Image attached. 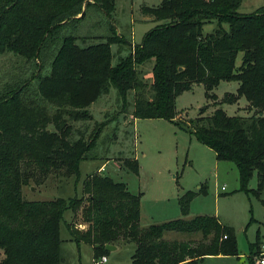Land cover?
Wrapping results in <instances>:
<instances>
[{
    "label": "trees",
    "instance_id": "16d2710c",
    "mask_svg": "<svg viewBox=\"0 0 264 264\" xmlns=\"http://www.w3.org/2000/svg\"><path fill=\"white\" fill-rule=\"evenodd\" d=\"M241 1L143 5L141 13L157 24L132 45L116 31L115 0H0V54L11 53L25 64L12 66L0 89V264H60L62 224L69 240L90 246L94 259L105 255L106 244L119 241L135 244L131 264H196L211 255H239L234 228L215 216L181 217L141 228L140 193L105 174L86 175L81 194L70 197L27 200L22 187L51 172L78 177L79 164L91 157L100 129L88 139L74 138L72 122L90 120L89 105L111 86L123 103L133 92L134 118L173 122L177 96L203 84L214 110L205 115V105L197 116L176 125L189 130L216 159L233 162L239 189L259 195L264 189V5L244 14L237 11ZM89 9L96 22L89 21ZM212 21L217 27L203 35V25ZM85 40L92 41L85 46L77 42ZM113 43L118 53L127 51L116 64ZM150 59L148 84L138 67ZM31 67L32 81L23 76ZM220 81H236L238 87L217 101L209 92ZM240 97L251 114L227 115L217 107ZM124 166L139 172L135 159H125ZM254 175L256 187L250 188ZM202 192L200 187L179 197L183 215ZM167 231L200 233L202 240L164 239ZM259 244L260 239L252 255Z\"/></svg>",
    "mask_w": 264,
    "mask_h": 264
},
{
    "label": "rangeland",
    "instance_id": "374dc122",
    "mask_svg": "<svg viewBox=\"0 0 264 264\" xmlns=\"http://www.w3.org/2000/svg\"><path fill=\"white\" fill-rule=\"evenodd\" d=\"M160 1L115 0L112 16L117 33L132 45L140 43L144 34L157 24L141 13V7L156 6ZM263 5L264 0H242L237 11L246 14ZM94 14L88 10L89 21L96 22ZM216 27V21L207 22L203 25L202 34L210 33ZM224 27L227 28V25L224 24ZM91 41L77 42L85 46ZM111 53L112 64H116L118 57L126 55L127 51L118 53V45L113 43ZM241 57L242 52H239L236 57L237 66ZM153 63L154 60L150 59L138 67L141 77L148 84L152 82ZM12 66L20 68L25 64L23 60L17 62L11 53L0 54V89L8 80ZM31 71L32 67L26 70L23 74L25 79L31 78ZM15 74L18 76L19 70ZM237 87L236 81H220L209 93L220 101L225 93H235ZM133 95L129 91L123 103L113 86L107 93L99 95L88 107L92 118L72 122L74 138L82 135L88 139L93 131L100 129L91 157L79 164L78 177H63L51 172L41 182L31 179L22 187L24 198L49 200L59 196L80 195L81 182L86 175L92 172L105 174L117 182L125 183L131 193H140L141 228L181 217L190 219L196 215L215 216L221 224L234 228L239 255H211L196 264H255L253 244L264 237V189L259 195L240 190L234 163L216 159L209 147L200 143L189 130L176 125L197 116L199 108L205 105V115L214 110L212 98L207 96L203 84H194L190 90L177 96V114L173 122L161 118H134ZM246 103L245 98L240 97L234 103H218L217 107L224 109L227 115H249L251 111L247 110ZM125 159L137 161V174L124 166ZM34 173L38 175L39 170ZM222 186H225V190H221ZM200 187L205 192L192 199L188 213L183 215L179 197L188 190L198 191ZM249 187H256L255 175ZM69 215L67 211L65 218L68 219ZM60 237V264H93L90 246L84 243L77 245L69 240L64 224L61 225ZM163 238L198 242L202 240V235L167 231ZM116 246L117 249L105 253L107 262L104 264H131L135 244L119 241Z\"/></svg>",
    "mask_w": 264,
    "mask_h": 264
},
{
    "label": "built area",
    "instance_id": "2783aa9c",
    "mask_svg": "<svg viewBox=\"0 0 264 264\" xmlns=\"http://www.w3.org/2000/svg\"><path fill=\"white\" fill-rule=\"evenodd\" d=\"M221 190H225V186H222ZM254 261L255 264H264V237L260 241L259 249L254 256ZM106 262H107V257L105 255H102L101 257L93 260V264H104Z\"/></svg>",
    "mask_w": 264,
    "mask_h": 264
},
{
    "label": "water",
    "instance_id": "95a60500",
    "mask_svg": "<svg viewBox=\"0 0 264 264\" xmlns=\"http://www.w3.org/2000/svg\"><path fill=\"white\" fill-rule=\"evenodd\" d=\"M182 67H179V70H181ZM105 249L108 251V250H113V249H117V246L114 245V244H106L105 245Z\"/></svg>",
    "mask_w": 264,
    "mask_h": 264
},
{
    "label": "crops",
    "instance_id": "0c3cea01",
    "mask_svg": "<svg viewBox=\"0 0 264 264\" xmlns=\"http://www.w3.org/2000/svg\"><path fill=\"white\" fill-rule=\"evenodd\" d=\"M246 105H248V103H246ZM100 168H101V167H100ZM100 168H99V169H100ZM217 219H218V218H217ZM218 220H219V219H218ZM219 222H220V220H219ZM262 238H263V237H262ZM262 238H261V239H262ZM261 239H260V241H261ZM0 257H1V252H0Z\"/></svg>",
    "mask_w": 264,
    "mask_h": 264
}]
</instances>
